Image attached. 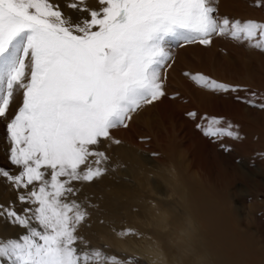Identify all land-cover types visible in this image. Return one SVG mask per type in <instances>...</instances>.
I'll list each match as a JSON object with an SVG mask.
<instances>
[{"label": "snow or ice", "instance_id": "6c2138e0", "mask_svg": "<svg viewBox=\"0 0 264 264\" xmlns=\"http://www.w3.org/2000/svg\"><path fill=\"white\" fill-rule=\"evenodd\" d=\"M220 0H0V120L6 124L7 159L0 179L25 205L0 204V218L24 231L0 237L4 264H138L90 247L82 187L108 172L103 141L119 146L113 130L130 127L143 109L168 97L173 49L211 47L227 38L264 54V21L230 18ZM264 8V0H255ZM80 15L73 19L64 8ZM196 86L264 111V95L206 74L184 72ZM21 98L17 110L12 105ZM175 99L173 95L169 97ZM186 115L205 137L241 139L239 125L218 116ZM226 151L229 146L221 145ZM158 157L159 153H152ZM159 211V210H157ZM101 224L105 223L100 221ZM120 237L143 234L132 228Z\"/></svg>", "mask_w": 264, "mask_h": 264}, {"label": "bare ground", "instance_id": "6f19581e", "mask_svg": "<svg viewBox=\"0 0 264 264\" xmlns=\"http://www.w3.org/2000/svg\"><path fill=\"white\" fill-rule=\"evenodd\" d=\"M88 2L94 6L96 0H88ZM223 2L224 0L221 1V3ZM257 61L260 60L258 59ZM261 67L263 68V66ZM259 76L260 78H258ZM257 78L255 82L259 81L258 85H262L261 88L264 87V72L259 71ZM176 93L173 92V94ZM227 95L228 93L216 95L213 97L214 100H212H221L224 103V113L222 114L219 113V109L215 106L207 107L206 104L191 105L190 110L196 111L198 116L207 114L208 116L223 117L226 121L239 125L238 131L241 139L236 140V142L241 145L243 150L238 151V153L244 152L260 156V159L253 163L254 168H250L248 162L243 166L242 170L236 171L237 165L234 157L221 155L222 163L227 165L229 171L242 175L241 184L244 186L243 189L235 190L232 185H228L223 189L222 193L217 194L216 190L209 186L214 180H209L208 182L206 177H211L214 173H217L216 175L223 173L220 171L219 166L208 157L212 148H214V142L207 139L204 143H199V134H196L191 139L190 133L187 131L189 128L183 129L185 130L182 135L183 144L173 150L172 153H167L165 150L166 154L158 158L140 150L131 152L123 147H115L113 145L109 147V143H107L106 146L104 145L105 147H98L99 150L106 151L110 156L108 163L110 169L118 171L122 166L124 169L128 167V172L133 175L136 173L137 177L134 181V178L132 179L134 186L129 184L128 188L121 181L120 183L106 182L107 175H104L102 180L94 181L95 183L77 185V187H82L78 198L84 201L85 197H87L92 203L97 205L95 208H89L91 213L89 223L91 226L82 227L80 234L88 241L100 239L98 240L100 242L104 240L108 244L119 247L121 250L137 254L145 259L147 264H264V227L261 225L254 226L253 224L251 226L250 218L251 214L264 208V200L260 199L258 195L260 192L264 193V127L252 126L243 117L240 102L236 99L232 102ZM237 95L245 96L246 94H243L242 91V93H237ZM157 108L161 111L165 120L171 116L180 122L181 127L184 126L183 128H185V125H188V122H185L188 118L182 116L185 115L184 113L182 115L179 113V110L181 112L184 111L182 110L184 106H176L173 101L165 99L157 103ZM225 109L227 113L228 111L230 112L225 114ZM257 116L259 119L258 114ZM194 121L195 124L201 122L199 119ZM172 122H167V124L171 125ZM123 140L126 141L125 139ZM250 179L253 181H250ZM250 182H257L259 186L251 189L249 186ZM207 183L209 184L207 185ZM236 194L239 197L237 200L235 199ZM0 201L2 202L3 199H0ZM136 201H141L140 204L137 203L141 205V210H139L141 214L138 210L132 211L134 214L132 220L130 217L131 209L135 207L133 203ZM121 210L127 212L130 217L129 220L123 221V227H119V221H117ZM241 210H244V213L247 211V215L244 217L250 220L246 223L241 222L243 217ZM134 220H138L139 224L137 225L139 228L152 229V232L149 235L143 234L137 242V240L130 237H120L116 231H113V229L117 231L125 229L132 222L134 226L136 223ZM100 221L105 223L101 224ZM9 227L6 228L0 223V237H8L7 235L10 233ZM223 229L242 230L239 233L234 230L226 232ZM253 229H262L261 231L258 230L260 235H256L257 230ZM209 233H214L211 240L207 238Z\"/></svg>", "mask_w": 264, "mask_h": 264}, {"label": "rangeland", "instance_id": "374dc122", "mask_svg": "<svg viewBox=\"0 0 264 264\" xmlns=\"http://www.w3.org/2000/svg\"><path fill=\"white\" fill-rule=\"evenodd\" d=\"M221 1L222 0H220V3H219V12L222 15H227L230 18H239L241 20L255 19L257 21H264V8H257L255 6V0H228V1L224 0L223 3H221ZM225 1H226V4H225ZM59 3L63 7L64 0H62V1L59 0ZM222 5L224 8L222 7ZM64 11L66 13H69L73 19H76L80 15L79 13L73 12L70 9L67 10L66 7L64 8ZM218 51H219V53H218ZM173 58H174L173 67L171 69H169L168 74H167L166 89H167L168 95H170L168 97H172L173 95H175L176 98L174 100H172L171 98L169 99L168 97H166L165 99L173 101L176 106H179V105L184 106V109H182L184 111L181 112L179 110V113L181 115L183 113L185 114L182 116L188 118L187 119L188 121L187 120L185 121V122H188V125H185V128H183L184 126L181 127L180 122L178 120L173 119V117H171V116H169L165 120L161 114V111L157 108V104H155L156 106L153 105V106L147 107V108L143 109L139 114H137L134 117V119L132 120L129 128H127V129L120 128V129L113 130L114 132H112V135L122 141V143L119 146H116V145H113V146L123 147L125 149L127 148V150L131 151V152H134L135 150H140L143 153L150 154V155H152V153H159L158 157H161V156H163V154L164 155L166 154L165 150L167 151V153L168 152L172 153L173 150H175L176 148H178V146H180L181 144L184 143L183 142L184 139H183L182 135L185 132V130H183V129L189 128L187 131L190 133L189 135H190L191 139H193L196 136V134H199V136H200V138L198 140L199 143L202 144L207 139L212 140L214 142L213 143L214 148H212V150L209 149V150H211V153L208 155V157L210 159H212L213 162L219 166L220 171H222L223 173H221V175L220 174L216 175L217 173H214L211 177H208V178L206 177V180L208 182H209V180L210 181L214 180V181H212L213 183H210L209 186L213 187L214 190H216L217 194L222 193L223 189L226 188V186H228V185L229 186L232 185V187L235 190L243 189L244 186L241 184V181H242L241 176L242 175L240 173H237L234 171H229V169H227V165H225V163H222L221 155L225 156V157L226 156H233L234 157L235 163L237 165L236 171L242 170L243 166L246 165V163H248V162H249L248 164L250 165V168H254L253 163L258 161L260 159V156H258L256 154L250 155L249 153H244V152L238 153V151L243 150V149L241 148V145L236 142V140H233V139L227 138V137L223 138L222 140L210 139L208 137H205L202 134V132L199 129H197L195 121L193 119H190L188 116H186L185 112L191 111L190 110L191 105H205L206 104L207 107L215 106L217 109H219V113L222 114V113H224V109H223L224 103H222L221 100L212 101V100H214V98H213L214 96H216V95L219 96L222 94H214L210 91L204 90V89L196 86L188 77L184 76L183 73L184 72H191V73L200 72V73L206 74V75H208L214 79H217L219 81H222V82H226V83L230 82V84L234 83L233 85H235V83H237L236 85H241V86L243 85L245 88H247L251 91H256L258 94L264 95V92H263L264 87L261 88L262 85L261 86L258 85L259 81L255 82V80L260 78V76L257 78L259 71L264 72V64H262V63H264V54L260 53L259 51L248 48L244 45L238 44L237 42L231 41L227 38H214L213 45L211 47H208V48H204V47L199 46V45H190V46H185V48L183 47V48H177V49L174 48L173 49ZM258 59L260 61H257ZM258 63H259V65H258ZM260 65L263 66V68ZM260 69H262V70H260ZM250 74H251V76H250ZM231 77H233V78H231ZM234 78H235V80H234ZM237 81L240 83H238ZM255 83H257V84H255ZM255 86H257V87H255ZM173 92L174 93L177 92V93L173 94ZM240 93H242V92H240ZM243 94H246V93L243 92ZM208 95H210L213 99ZM236 95H237V93H235V94L234 93H228L227 96H229L231 101L234 102ZM165 99H163V101ZM212 102L215 105H213ZM20 103H21V98L17 97V100L12 105V109H11L12 113H14L17 110ZM232 104H234V103H232ZM240 104H241V110H242L243 117H245L247 119V121L250 122V124L252 126H257L260 128L264 127V117H263L264 113H262L264 111H260V110L254 109V108H250L249 106H247L246 104L241 103V102H240ZM155 109H157V110H155ZM220 111H222V112H220ZM246 111L247 112L250 111V112L247 113ZM229 112L230 111H228V113ZM228 113L226 112V109H225V114H228ZM248 114H250V115H248ZM257 114L260 117L259 119H258ZM262 114H263V116H262ZM252 116H254V117H252ZM166 121L167 122L173 121V122L170 125L169 123L167 124ZM175 121H177L178 123L177 122L175 123ZM174 125H175V127H174ZM139 129H140V131H139ZM179 129H181V130H179ZM167 130L169 133L167 132ZM181 131H182V134H181ZM201 136H202V138H201ZM119 137H121V138H119ZM123 139H125L126 141H124ZM176 139H178V140H176ZM141 140H142V142H141ZM158 140H162V141H158ZM137 141H139V142H137ZM169 141H171V142H169ZM134 142L139 143V144H135ZM107 143H109V142L103 141L99 145V147H105L107 145ZM221 145L229 146V150L226 151L224 148L221 147ZM9 146L10 145H9L8 140H7V133H6V124L4 123L3 120H0V166L4 167L6 169H12L13 172H16V171H18V169H16L14 166H12L7 159ZM162 149H164V150H162ZM158 157H156V158H158ZM247 160H249V161H247ZM107 167H108V172L105 174V176L107 175V177L105 179L106 182L120 183V181H121L122 184L124 183V185L127 186V187L125 186L126 188L129 187V184H130V186H132V185L134 186V184L132 183V179L134 178L133 179V181H134L137 176H136V173H135V175H133L132 173L128 172V169H129L128 167H126L124 169L123 166L122 167L120 166L121 168H119L118 171L111 170L108 165H107ZM258 174H262V173H258ZM116 175L119 178H117ZM103 177H101L100 179L102 180ZM114 177H116V178H114ZM234 177H236V178H234ZM125 179H127L128 181ZM250 181H253V180L250 179ZM208 184L209 183H207V185ZM247 184L249 185V183H247ZM159 185H161V184H159ZM249 186L251 189H254V188H257L259 186V184L257 182H250ZM244 190H246V189H244ZM237 195L238 194H236V196H235L236 200H237V198H239V197H237ZM258 195H259L260 199L264 200V193L263 192L258 193ZM144 197H145V195H144ZM0 199L1 200L3 199V201H4V202L0 201V203L4 204L6 206L9 204L10 201L15 202V205H16V208L18 211H22L23 207H25V205H21L19 203V201L17 200L16 191L10 185L6 184L3 181V179H0ZM140 202L141 201H136L135 203H133L135 205V207L133 209H131V216H130L131 219L134 217V214L132 211L138 210V212H140V214H141V211H139V210H141V205H138V204H140ZM241 211H242L241 215L243 217L247 215V211H245L246 213H244V210H241ZM122 213H123V215H122ZM263 215H264V208L256 211L254 214H251L250 215L251 226L253 224L254 226H260L261 225L264 227V216ZM127 216H128L127 212H125L124 210L120 211V215L117 217V221H119V223H118L119 227H123V225H124L123 221L129 220L130 217L129 216L127 217ZM124 217H126L127 219ZM243 217L241 220V222H243V223H246L248 220H250L247 217H244V218ZM1 219L2 218H0V221H1L0 223L2 225H4V227L7 228L8 226H10L9 227L10 233L7 235L8 237H6V238H17L18 235L24 231L23 229H20L19 227L12 226L10 224L6 225L7 222L4 221L3 219L1 220ZM118 219H120V220H118ZM134 222H136L134 224V226H133V222H132V224H130L126 228L135 229L144 235L145 234L149 235L152 232V229H141V227L139 228V226L137 225V224H139L138 220H134ZM131 225H132V227H130ZM224 230L226 232L229 230H234V231H237L240 233V231L242 229H223V231ZM253 230H255V231L257 230L256 235H260L259 231H261L262 229H253ZM231 232H233V231H231ZM213 234L214 233H212V234L209 233L207 235L208 236L207 238L209 240L213 239V236H212ZM129 237L134 239V240H137V242L141 239V237H136V236H129ZM129 237H127V238H129ZM95 240L96 241H94V240L90 241L89 240L90 247L101 248L106 252V254H115L118 258H120L122 260H126L129 257H134V258H138V264H147L145 259L141 258L137 254L121 250L119 247L117 248V246H115V245L108 244L104 240H101L100 242L98 241L100 239H95ZM0 264H4V262L0 261Z\"/></svg>", "mask_w": 264, "mask_h": 264}]
</instances>
